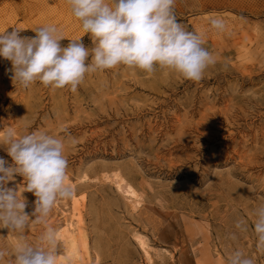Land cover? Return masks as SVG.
Instances as JSON below:
<instances>
[{
	"label": "rangeland",
	"instance_id": "1",
	"mask_svg": "<svg viewBox=\"0 0 264 264\" xmlns=\"http://www.w3.org/2000/svg\"><path fill=\"white\" fill-rule=\"evenodd\" d=\"M174 11L187 30L206 32L204 46L216 56L200 81L121 65L86 75L76 92L39 81L24 89L0 57V138L9 127L67 137L89 264H225L236 246L264 264L251 230L264 203V0H176ZM211 18L227 30L212 29ZM49 24L63 30L62 46L71 39L92 46L67 0H0V34L16 28L34 37ZM0 157L12 162L3 147ZM114 174L140 192L137 210L115 189ZM22 182L17 176L9 186ZM22 195L30 214L36 197ZM239 218L247 232L235 228ZM50 219L64 223L58 211ZM39 231L33 225L29 239ZM15 240L0 229V243Z\"/></svg>",
	"mask_w": 264,
	"mask_h": 264
},
{
	"label": "clouds",
	"instance_id": "2",
	"mask_svg": "<svg viewBox=\"0 0 264 264\" xmlns=\"http://www.w3.org/2000/svg\"><path fill=\"white\" fill-rule=\"evenodd\" d=\"M175 3L176 0H67L72 16L90 38L91 47L81 39H71L62 46L66 38L63 30L49 24L34 29V37L21 36V30L16 28L0 34V57L11 62L10 78L24 89L39 81L45 87H67L76 92L86 75L121 65L149 75L157 68L170 70L198 82L215 65L216 56L204 46L205 31H189L179 22ZM209 23L217 32L227 30L222 18H211ZM67 143L64 135L42 130L18 132L12 127L0 138V147L12 161L0 157V229L16 237L11 247L0 243V261L4 264H62L59 229L49 221L57 202L74 195L68 182ZM17 176L23 182L10 187ZM25 192L36 197L30 214L22 195ZM252 216L256 251L264 254V203L254 209ZM33 225L40 226V231L29 239L27 233ZM235 228L247 232L249 224L239 218ZM230 238L238 239L236 233ZM68 260L64 255V261ZM225 264L255 261L236 246L228 253Z\"/></svg>",
	"mask_w": 264,
	"mask_h": 264
},
{
	"label": "bare ground",
	"instance_id": "3",
	"mask_svg": "<svg viewBox=\"0 0 264 264\" xmlns=\"http://www.w3.org/2000/svg\"><path fill=\"white\" fill-rule=\"evenodd\" d=\"M110 181L132 210H137L141 206L142 197L134 185L126 181L120 174H114ZM68 182L72 185V181ZM53 210L54 212L58 211L64 221L62 226L57 227L59 229L58 238L64 246L63 254L69 260L64 261V255H62V264H89L90 252L83 227L84 222L79 213L74 211L72 197L69 201L67 199L58 201ZM83 259H85V263H83ZM146 264L151 263L146 259Z\"/></svg>",
	"mask_w": 264,
	"mask_h": 264
}]
</instances>
